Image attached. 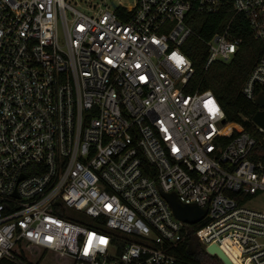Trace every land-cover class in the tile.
Here are the masks:
<instances>
[{
	"label": "built area",
	"instance_id": "obj_1",
	"mask_svg": "<svg viewBox=\"0 0 264 264\" xmlns=\"http://www.w3.org/2000/svg\"><path fill=\"white\" fill-rule=\"evenodd\" d=\"M196 15L220 27L203 37ZM246 32L261 45L241 91L256 111L224 143L189 40L206 74ZM260 95L264 0H0V261L27 264L24 243L72 264H182L196 242L264 264ZM170 194L203 219L179 221Z\"/></svg>",
	"mask_w": 264,
	"mask_h": 264
},
{
	"label": "trees",
	"instance_id": "obj_2",
	"mask_svg": "<svg viewBox=\"0 0 264 264\" xmlns=\"http://www.w3.org/2000/svg\"><path fill=\"white\" fill-rule=\"evenodd\" d=\"M194 17L193 21L189 22V26L203 37L220 27L216 16ZM243 39L239 53L230 64H213L206 74L202 71L206 49L199 41L193 38L189 40L190 58L194 68L191 86L193 89L199 87L200 90H210L217 99L226 118L221 132L224 143L229 142L242 131L248 130L249 120L256 111L255 105L246 100L241 91L261 54V45L247 32ZM14 253L27 264H53L52 257L67 259L57 253L29 247L24 243L18 244ZM182 255L184 259L182 264H220L216 258L208 256L196 242H191L187 248H183ZM0 264L13 263L2 260Z\"/></svg>",
	"mask_w": 264,
	"mask_h": 264
},
{
	"label": "water",
	"instance_id": "obj_3",
	"mask_svg": "<svg viewBox=\"0 0 264 264\" xmlns=\"http://www.w3.org/2000/svg\"><path fill=\"white\" fill-rule=\"evenodd\" d=\"M256 104L259 106H264V97L262 95L258 96ZM253 121L264 127V120L261 112L255 114V116L253 117ZM164 198L170 205L173 214L179 221L188 225H194L203 219L204 211L198 209L195 206L182 205L181 203H179L175 195H164ZM206 253L209 256H216V259L221 264H232V262L216 245H211L207 247Z\"/></svg>",
	"mask_w": 264,
	"mask_h": 264
},
{
	"label": "rangeland",
	"instance_id": "obj_4",
	"mask_svg": "<svg viewBox=\"0 0 264 264\" xmlns=\"http://www.w3.org/2000/svg\"><path fill=\"white\" fill-rule=\"evenodd\" d=\"M256 207L264 210V198H261L256 202ZM51 259L54 262L53 264H70L71 261L69 258L63 260L59 257H52Z\"/></svg>",
	"mask_w": 264,
	"mask_h": 264
}]
</instances>
